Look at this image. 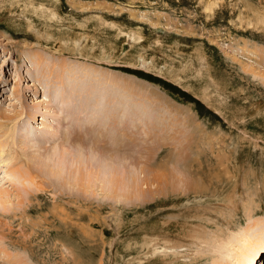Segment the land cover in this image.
I'll return each instance as SVG.
<instances>
[{
  "label": "rangeland",
  "instance_id": "rangeland-1",
  "mask_svg": "<svg viewBox=\"0 0 264 264\" xmlns=\"http://www.w3.org/2000/svg\"><path fill=\"white\" fill-rule=\"evenodd\" d=\"M0 119V264H230L264 232V0H0Z\"/></svg>",
  "mask_w": 264,
  "mask_h": 264
},
{
  "label": "bare ground",
  "instance_id": "bare-ground-1",
  "mask_svg": "<svg viewBox=\"0 0 264 264\" xmlns=\"http://www.w3.org/2000/svg\"><path fill=\"white\" fill-rule=\"evenodd\" d=\"M42 61V60H41ZM90 76V75H89ZM118 79H115L114 81H117ZM113 81V80H112ZM112 81H108V86H107V89L109 88V86L111 85V84H113L112 83ZM116 84H117V82H116ZM101 85H103V84H101ZM99 88H101V89H106V88H102L101 86H98ZM116 87V86H115ZM114 87V88H115ZM59 91V90H58ZM98 92H100V91H98ZM93 93V92H92ZM91 93V94H92ZM101 94V93H100ZM106 95V94H105ZM104 95V96H105ZM108 95V94H107ZM102 96V95H101ZM101 98H103V96L101 97ZM99 99H100V97H99ZM56 100V99H55ZM96 100V99H95ZM103 103H104V101H103ZM46 107L45 108H42V109H40V112H41V114L43 115V117H44V115H45V113H46V111L47 112H49L50 110H49V106L48 105H45ZM96 106V105H95ZM98 106H99V108H100V106H101V103H99L98 102ZM104 107H105V105H104ZM101 109V108H100ZM96 110V109H95ZM103 110V109H102ZM101 110V111H102ZM39 112V113H40ZM68 112V111H67ZM66 113V112H65ZM40 114V115H41ZM49 114V113H48ZM78 114V113H77ZM77 114H75L76 116H77ZM82 114V113H81ZM83 115V114H82ZM46 116V115H45ZM74 116V114L72 115V117ZM79 116H81L80 114H79ZM96 116V115H95ZM70 118V117H69ZM80 118V117H79ZM77 119V118H76ZM1 120V119H0ZM58 120V119H57ZM67 120V119H66ZM65 120V121H66ZM93 120H96V118L94 117L93 118ZM14 120H9V122H13ZM77 121V120H76ZM57 123V122H56ZM105 123V122H104ZM51 124V123H50ZM59 126H61V125H59ZM48 127V126H47ZM54 127V126H53ZM64 127V126H63ZM14 129V128H13ZM11 130H12V128H11ZM10 130V132H12ZM50 130H52V129H50ZM25 133H27V132H25ZM52 134V133H51ZM24 135V137H25V134H23ZM24 145V144H23ZM27 146V145H26ZM26 146H23L24 147V149L26 148ZM23 149V148H22ZM23 149V150H24ZM25 151V150H24ZM0 152L1 153H4V152H7V156H9L8 157V159H10V163L8 162V163H5L4 164V161H3V165H4V174L6 175V174H11V173H17L18 172V170H15L17 167H12L11 166V164L12 165H14V163H16L18 160V162L16 163V165L21 161L19 158H17V156H16V153L14 152V148H9V145H2V146H0ZM8 153H9V155H8ZM24 154V153H23ZM26 158V157H25ZM26 166V165H25ZM3 167V166H2ZM14 168V169H13ZM7 176V175H6ZM22 176V175H21ZM36 178H37V176H35V175H32V174H30L28 177H27V179L30 181V182H32L33 184H35V180H36ZM32 185V184H31ZM9 194H8V192H7V190H2V189H0V207L1 208H4V205L5 204H10V202H11V200H10V198H9V196H8ZM15 196V195H14ZM16 199V203L17 204H20V202H21V200H22V198L20 199V196L18 195L17 197H15ZM227 242V241H226ZM232 249H230V251H229V254H226L224 257L227 259V261H229L230 262V264H253L254 263V261H255V259L259 256L258 255V251L260 250V246H264V232L262 231V230H254V231H252V232H250V233H242V234H239V235H237L236 237H235V239L232 241ZM230 245V244H229ZM224 248V247H223ZM260 259V258H259ZM264 259V257L263 258H261L260 259V262H261V260H263ZM260 262H256L255 261V263L256 264H258V263H260ZM10 264H14V262L12 261V263H10ZM215 264H218V263H215ZM221 264V263H220ZM261 264V263H260Z\"/></svg>",
  "mask_w": 264,
  "mask_h": 264
}]
</instances>
